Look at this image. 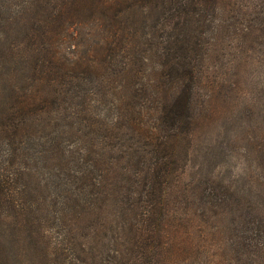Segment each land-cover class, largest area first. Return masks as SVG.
<instances>
[{
  "label": "trees",
  "instance_id": "1",
  "mask_svg": "<svg viewBox=\"0 0 264 264\" xmlns=\"http://www.w3.org/2000/svg\"><path fill=\"white\" fill-rule=\"evenodd\" d=\"M82 31L96 40L79 52L76 40ZM222 34L254 42L263 38L264 0H0L2 63L18 56L31 72L18 76L21 68L14 66L0 86L7 96L0 98V264L188 262L208 252L184 246L182 232L168 225L170 210L179 204L186 221L191 203L205 218H213L211 223L223 222L224 232L217 228L213 236L224 234L235 264H264V208L242 203L238 179L216 175L199 182L201 186L179 185L185 178L179 167L182 156L202 115L208 116L207 98L200 108L195 98L212 47ZM15 38L19 46L10 42ZM96 55H104V68ZM94 63L100 66L96 73ZM138 64L147 67L145 76L132 70ZM124 77L129 81L111 90L127 89L132 96L116 108L118 117L110 123L126 129V141L117 148L104 130L99 139L106 145L104 164L94 158L96 131L91 126L96 124L79 116L82 91L95 86L97 78L102 82ZM19 89L25 90L22 102ZM31 89L54 96H38ZM20 103L28 104L31 112ZM38 113L44 119L55 117L64 135L74 133L77 123H88L90 131L82 142L90 145L85 146V156L91 161L80 157L64 172L66 164L57 154L71 148L55 140L41 142L28 124L33 121L28 116ZM247 155L264 175L263 146ZM51 157L60 162L54 166V179L45 166ZM109 176L116 177L123 192L104 187ZM258 178L263 186L264 176ZM108 200L114 215L124 219L109 229L103 223L107 217L97 214L107 211ZM61 227L66 230L59 239L50 240L52 230ZM78 228L87 241L71 247V232ZM98 228H105L104 233ZM215 253L210 252L209 259Z\"/></svg>",
  "mask_w": 264,
  "mask_h": 264
},
{
  "label": "rangeland",
  "instance_id": "2",
  "mask_svg": "<svg viewBox=\"0 0 264 264\" xmlns=\"http://www.w3.org/2000/svg\"><path fill=\"white\" fill-rule=\"evenodd\" d=\"M243 1L246 4H258L260 0ZM236 25L234 24V26ZM241 38L240 36L237 40L230 39L228 35L222 34L215 40V46L212 47L209 61L204 70L205 81L199 89L198 96L195 98L199 108L201 100L207 98L209 102L208 116L202 115V119L199 120L197 129L193 134L192 143L186 148L187 154L184 152L185 155L182 156L183 158L179 167L185 171V178L179 182V185L181 188L184 185L201 186L199 182L204 181V179L209 180L213 179L216 175H225L232 179H238V182L240 181L238 190L240 191L241 201L244 205H257L264 208V185L259 186L262 181L258 178L264 175L256 161H254L255 159L247 155V151L252 153L255 149L260 148V146L264 148V37L256 39V42L252 41L251 38ZM93 39L96 40L95 36L94 38L90 37L89 32L82 31L80 38L76 40L78 51L83 52L91 48L88 42ZM19 41L15 38L10 42L13 46H19ZM84 41L87 42L88 47L85 46ZM96 59L102 65L104 55H96ZM14 66L21 68L18 76H26L28 72L31 73L28 66L18 56H14L13 61L9 64H3L0 58V86L5 84L3 83V79L10 74L9 72H11L10 70ZM91 66L94 69V73L98 71V68L100 69V66L96 63ZM104 66L105 63L101 68H104ZM146 68L138 64L136 67H132V70L137 71L138 76L141 77V75L145 76L147 73ZM100 71L97 77L100 75ZM99 79H96L95 86H86L84 91H82L85 99L81 101L79 116L84 114V117L88 119L90 124L93 122L96 124L91 126V129L96 131L95 144H97V154L94 158L106 164L108 162L104 154L106 145L101 143L99 139L105 130L109 135L108 138L114 142L117 148L119 145L124 144L126 141V129L124 127L120 129L114 128L110 122L115 121L118 117L119 113L116 108L123 107L124 103L130 101L132 93L127 89L119 93L118 90L116 92L111 90V87L117 84H126L129 81L128 77H124L122 80L105 79L102 82H99ZM141 80L144 82L145 78H141ZM15 82H17V86L20 88V83L17 80ZM38 84L40 86L44 85L41 81ZM31 91L38 96H48L47 98L54 96V94L42 91L38 92L34 89H31ZM23 92L25 90H18L20 102L23 101L20 96ZM2 97L6 100L7 96L5 97L0 93V98ZM35 100H37V97ZM20 105L25 111L31 112L28 104L20 103ZM72 111L76 113L77 109L72 108ZM44 118L46 117L39 113L29 115L28 119H32L33 121H28V124L30 126L33 124L35 134L39 136L38 138L41 139V142L50 144L55 140L56 144L64 142L66 147L69 146L71 148L65 154H57V157L61 158L66 164L64 172L72 170L74 162L78 158L80 159V157L83 161H91L85 156V146L90 147V145L82 142V139H85V133L90 131L86 127L88 123L79 122L75 129L73 128V131L76 133L64 135L56 127V122H54L55 117L50 120ZM40 129L41 131H39ZM30 130L33 129L30 128ZM227 153L230 154L229 157ZM245 155L247 156L245 157ZM47 161L45 166L48 165L50 178L54 179L57 173L54 170V166L59 165L60 162L58 159L52 157L50 161ZM69 164L70 168L68 167ZM115 178V176L104 178L102 182L104 187L108 190L112 189L116 193L123 192L124 187L118 185L115 182ZM50 189H52L51 184ZM56 192L52 193V195H55ZM110 197L113 203L117 204L115 197L111 195ZM106 205L108 208L105 213L100 210L97 211L98 215L104 218L107 217V221L103 223L107 224L108 229V225L115 228L116 225L114 223H120L121 225L124 219L114 215L116 212L113 205H111V201L108 200ZM189 207L191 209L188 211L186 221L182 215L183 209L181 204L171 209L168 226L173 231L182 232L181 237L183 238L182 244L184 246L192 247L196 251L205 249L208 255L201 256L198 253L197 255L200 257L193 255L188 262H183L181 261L183 259H179L178 264H212L210 263L211 260L215 264H235L232 261L231 254H229L224 234L220 232L219 235L213 236L218 231L216 230L217 228L224 232L223 222L211 223L213 218H205V215L201 214L200 207L196 203H191ZM228 217L231 219L230 216ZM224 223L227 225L228 221L224 220ZM147 224L146 221L143 222V227ZM137 226L141 227V221L138 217ZM65 230L64 227L53 229V235L50 240L57 241ZM98 230L100 233H104L105 228L104 230L98 228ZM71 234L73 235L71 247L77 248L81 240L82 242L87 241L85 237L81 239L82 233L80 228L72 231ZM75 251L73 250L72 252L75 254ZM214 251L216 252L215 255H211L212 257L209 259V253H213Z\"/></svg>",
  "mask_w": 264,
  "mask_h": 264
}]
</instances>
